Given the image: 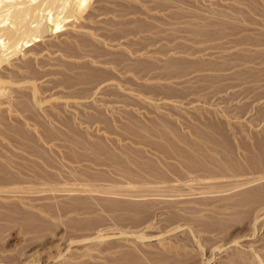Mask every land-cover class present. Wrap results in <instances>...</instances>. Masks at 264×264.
I'll use <instances>...</instances> for the list:
<instances>
[{
	"label": "rangeland",
	"instance_id": "374dc122",
	"mask_svg": "<svg viewBox=\"0 0 264 264\" xmlns=\"http://www.w3.org/2000/svg\"><path fill=\"white\" fill-rule=\"evenodd\" d=\"M50 1L0 59V264H264V0Z\"/></svg>",
	"mask_w": 264,
	"mask_h": 264
},
{
	"label": "bare ground",
	"instance_id": "6f19581e",
	"mask_svg": "<svg viewBox=\"0 0 264 264\" xmlns=\"http://www.w3.org/2000/svg\"><path fill=\"white\" fill-rule=\"evenodd\" d=\"M47 2V0H38V2H36V0H35V2L33 1V3H32V0H0V59L2 60V58H7V57H5V55H7L9 52H8V50H13L17 45H18V42H19V38H21V34L23 33L24 34V32H26V29L29 27L30 29H31V27H32V23L34 24V22L36 23L37 22V24H34L33 25V28L35 27V29H36V32H37V30H38V34L37 33H35L36 34V38H39L38 36H43V35H45V34H53V33H55L56 32V30H57V26H56V22H57V19H56V17H58V16H56L55 14H53L54 13V9L52 8L53 6H51V8L53 9L51 12H53L52 14H48V15H45L44 17H45V20L43 19V15L40 13V9L42 8V12L44 11L43 10V5H44V2ZM55 1H57V0H51L50 2H53V3H55ZM62 1V0H61ZM66 1V0H65ZM49 2V3H50ZM59 0L56 2L58 5H59V3H61V2H59ZM63 2H64V0H63ZM62 2V3H63ZM71 2V1H70ZM72 2H73V6L74 7H76L77 5L78 6H81V5H83L84 3H85V0H72ZM48 3V2H47ZM52 3V4H53ZM67 4H69L68 3V1H67ZM50 5V4H49ZM53 5H55V6H57L56 4H53ZM45 6H47V5H44V7ZM60 6H61V8H62V4H60ZM60 6H59V8H60ZM47 7H49V6H47ZM68 7H69V5H68ZM68 7H66L65 9H67L65 12H67L68 11ZM58 8V7H57ZM56 8V10H58ZM48 9V8H47ZM63 10H65L64 8H62ZM55 10V11H56ZM63 10H61V11H63ZM61 11H59V12H61ZM46 13H47V11H45ZM45 12H44V14H45ZM41 15H40V14ZM56 13V12H55ZM68 14L70 13V11H68L67 12ZM63 14H65V13H63ZM67 14V16H69ZM40 15V16H39ZM62 15V14H61ZM65 16H66V14H65ZM39 19H43V20H39ZM38 21H39V23H38ZM14 24H15V26H14ZM11 25H13L14 27H13V29L11 28ZM31 29V31L32 30H34L35 31V29ZM30 29H29V32H30ZM29 35V39H28V35ZM25 33V36L27 37V39L29 40L28 42H30L31 40V38H30V36H31V33L33 34V32H31V33H28V30H27V32ZM35 34H33V35H35ZM3 36H5V37H3ZM22 37H24V36H22ZM25 37V38H26ZM44 37H46V36H44ZM18 38V39H17ZM27 39H25V40H27ZM18 40V41H17ZM22 40H23V42L25 41L24 40V38H22ZM22 40H21V42H22ZM17 41V42H16ZM21 42L19 43V45L21 44ZM22 42V43H23ZM27 42V43H28ZM18 45V46H19ZM21 46V45H20ZM17 49V48H16ZM15 50V49H14ZM10 51V52H11ZM8 52V53H7ZM14 52V51H13ZM11 54H12V52H11ZM10 56L11 55H9V57L8 58H10ZM7 58V59H8ZM6 59V60H7ZM1 60H0V62H1ZM4 61V60H3ZM1 91V90H0ZM262 172H264V171H262ZM261 171L259 172V173H262ZM256 173H258V172H256ZM259 173H258V175H259ZM252 174V173H251ZM245 175V174H244ZM243 175V176H244ZM248 175V174H247ZM250 175V174H249ZM252 175H254V174H252ZM262 175H264V173L262 174ZM261 174L259 175V176H256V178L258 179V177L260 178V177H263ZM225 176V175H224ZM229 177H231V180L230 181H235V180H232V178L235 176H237V175H233V177L232 176H230V175H228ZM251 176V175H250ZM196 177V176H195ZM207 177V179L209 180V179H213V178H210V177H212V176H206ZM214 177V176H213ZM229 177H227L228 179H230ZM234 177V178H235ZM242 177V176H241ZM249 177V176H248ZM192 179L191 180H193L194 178L193 177H191ZM214 178H219V176H215ZM223 178V177H222ZM233 178V179H234ZM237 178V177H236ZM245 177H243L242 179H244ZM254 178V177H253ZM264 178V177H263ZM176 180L178 179V178H175ZM189 179V178H188ZM197 179H199V178H197ZM202 179H203V177H202ZM204 179H205V182H207L206 181V178L204 177ZM204 179H203V181H204ZM224 180H225V178H223ZM222 179V180H223ZM247 179V178H246ZM249 179V178H248ZM247 179V180H248ZM261 179V178H260ZM174 180V179H173ZM172 179H171V181H173ZM201 180V179H200ZM239 180V179H238ZM252 180H254L255 181V179H252ZM252 180H250V182H253ZM263 180V179H262ZM175 181V180H174ZM179 181V180H178ZM177 181V182H178ZM186 181H188V180H186ZM230 181H229V183H230ZM249 181V180H248ZM248 181H246V180H244V182L242 183V185H244V183L246 182V183H249ZM259 181H261V180H259ZM258 181V182H259ZM218 182H220L219 180H218ZM226 182H227V180H226ZM240 182H242V180L240 181ZM181 183V182H180ZM185 183V182H184ZM190 183H191V181H190ZM189 183V184H190ZM201 183H202V181H201ZM228 183V182H227ZM245 183V184H246ZM262 183L263 184H258V185H256V186H250L249 188L250 189H244V190H247V192H253V193H258V191L259 192H261V193H263L264 192V182L262 181ZM209 184V183H208ZM234 184V183H233ZM240 183H237V185H239ZM185 185H186V183H185ZM187 185H188V183H187ZM236 185V184H235ZM244 190H243V192H244ZM263 191V192H262ZM241 192V191H240ZM209 260V259H208ZM212 260V259H211ZM231 260H233V262H238L236 259H234V258H231L230 259V261Z\"/></svg>",
	"mask_w": 264,
	"mask_h": 264
}]
</instances>
